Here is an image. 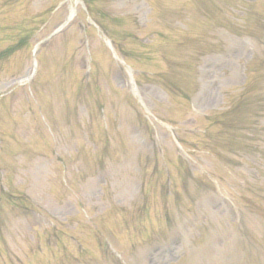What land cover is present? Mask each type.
Segmentation results:
<instances>
[{"label": "rangeland", "instance_id": "1", "mask_svg": "<svg viewBox=\"0 0 264 264\" xmlns=\"http://www.w3.org/2000/svg\"><path fill=\"white\" fill-rule=\"evenodd\" d=\"M85 1L86 5L83 0H0V190L5 193L0 196V264H60L64 254L65 264H76V256L77 264H238L241 257L244 264H264V250L261 255L248 253V247L264 244V149L259 152L263 158L260 163V158L247 156L246 163L235 159L230 163L232 151L241 149V144L234 148L231 140L224 149L214 146L226 141L228 123L239 127L241 122L229 111L218 124L205 116L208 109L223 108L226 89L242 83L244 61L251 56L253 42L229 34L214 38L213 53L199 60V77L194 81L198 90L186 97L192 92V73L187 74L183 65L185 53L171 55L175 59L169 60L168 66L158 53L163 40L158 36L156 14L152 16L158 11V0ZM258 2L262 9L264 0ZM171 4L178 6L181 2L172 0ZM148 5L154 8L152 12ZM71 9L77 15L67 28L49 42L41 40ZM93 9L100 15L114 13L111 22L103 23L125 47L132 64L145 71L136 75L138 86L134 89L125 70L114 69L108 50L90 27L85 29L94 74L86 78L89 58L81 44L82 31L89 20L87 11ZM38 28L27 41L26 33ZM125 29L139 34L135 37L139 41L118 34ZM187 34L192 38L191 27ZM147 40L151 42L144 44ZM38 42L41 47L35 56L33 47ZM170 65L178 71L172 72L175 69ZM256 66L248 69L250 82L260 77V72L254 71ZM163 74L168 77L164 86L175 82L178 87L172 88L177 93L162 87ZM78 101L87 109L90 104L96 105L91 111L95 113L92 121L77 111ZM126 101L133 102L147 117L152 127L146 128L155 133L165 153L149 154V140L153 139L136 126H131L126 136L117 128L114 111L118 107L130 110ZM47 120L55 125V143L44 124ZM164 120L171 126L166 127ZM86 126L93 132L89 141L80 136ZM172 132L181 142L179 152ZM67 140L69 148L57 146V142ZM131 144L141 148L135 153L143 163L142 179L133 176L132 182L115 195L100 185L99 176L82 185V193H78V176L71 168L61 172L62 162L91 170L93 158L99 153L109 160L124 157L121 155L132 153ZM97 147L100 149L92 151ZM179 157L194 175L209 173L206 184L190 175ZM62 180L66 186H62ZM167 180L170 190L165 196L166 209L171 215L178 214L172 217L174 225L168 226L158 213L157 199ZM235 185H239L238 190ZM84 208L88 211L85 220L81 214ZM241 214L244 224H238ZM90 218L89 223H83ZM163 224L171 239L143 247L149 233L168 237ZM106 237L120 257L106 249ZM184 248L192 255L186 258Z\"/></svg>", "mask_w": 264, "mask_h": 264}]
</instances>
